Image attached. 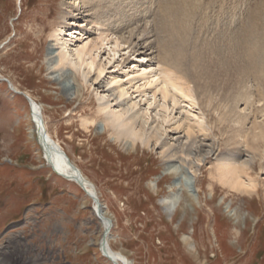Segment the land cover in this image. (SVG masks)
Segmentation results:
<instances>
[{
    "label": "rangeland",
    "instance_id": "rangeland-1",
    "mask_svg": "<svg viewBox=\"0 0 264 264\" xmlns=\"http://www.w3.org/2000/svg\"><path fill=\"white\" fill-rule=\"evenodd\" d=\"M69 1L73 2L0 0V75L19 92L10 90L8 81L0 79L1 257L10 264H109L100 254L103 228L93 214V202L76 183L55 175L43 158L37 131L33 129L27 95L43 108L47 131L52 139L60 144L81 174L95 185L104 214L113 224L109 244L130 264H264V143L258 140L256 144L252 139V133H256L252 132V124L263 122L261 115L256 114L258 104L251 107L252 114L246 116L244 111L241 115H246L242 119L239 114L245 107L243 101L236 103L229 93L231 90L224 88L222 83L213 88L218 84L206 77L203 84L198 78L203 76V69L209 70L214 66L202 68L198 64L195 69H181L182 78L190 81L194 101L180 100L181 103L172 111V119L181 122L180 118L184 120L186 115L183 113L189 109L192 114L201 115L208 126L207 146L199 150L202 157L193 160L197 189L189 192L184 189L182 195L184 209L194 215L185 222L181 218L184 213L173 217L172 213L166 214L160 204L161 196L167 194V185L181 182V178L175 179L166 172L169 165H164L159 143L148 150L139 149L136 157L127 158L124 151L111 145V139L102 130L84 131L80 120L96 115L98 98L106 94L103 93L105 88L97 89L93 85L79 92L78 87V91L67 96L48 71L46 50L54 43L51 35L61 26L62 14L71 12ZM82 1L89 4L99 1L98 6L101 7L92 19L105 15L101 18L105 26L97 30L91 18H86L85 9H81L80 15L69 21L65 28L75 31L71 39L75 46L92 44L102 32L105 37L106 29L113 24L114 6L124 0ZM145 1L136 0L135 10L141 13L145 8L151 9L149 15L143 21L144 17L139 14V23L129 22L130 27L126 26L129 18H124L129 16L128 9L125 10L124 5L117 9L120 10L118 21H124L116 34L118 38L127 41L128 32L134 28L139 30L147 21H150L147 27L151 29L152 26L155 33V3L152 0L154 5L151 8L152 1L147 0L148 4ZM110 2L114 4L111 7ZM141 3H145L143 7ZM160 39L161 35L157 33L149 40L153 42V49L145 48L134 55L118 52L107 66L103 79L107 82L118 78L125 85L131 80L137 88L147 78L150 79L152 73L145 70L149 66L157 71L158 76L154 75L160 79L159 55L155 48ZM107 54L108 51L104 52L101 60ZM147 59L151 61L147 62ZM208 60L207 57L202 59L206 63L210 62ZM211 70L217 72V69ZM72 72H68L69 76L79 81ZM204 85L209 90L204 89ZM246 85L247 89L252 87L254 93L253 83L247 82ZM139 90L148 93L149 97L154 92L153 86ZM203 90H208V93H203ZM238 91L241 92L240 89ZM153 119L157 120L154 116ZM173 121L166 125L164 136L170 143L185 133L184 127L176 130L177 123L175 125ZM209 145H212L215 156H230L236 151L242 154L246 147L263 156L261 168L257 159L253 169L248 171L251 180L256 182L257 193L242 196L219 184L215 171L217 162L215 156L208 152ZM244 154L239 160L246 159ZM170 165L177 166L178 163ZM186 197L194 200V206ZM196 198H199L198 203H195ZM236 212H240L239 224L233 217ZM194 222L196 224L192 226ZM235 227L237 235L233 233ZM186 237L193 244L190 248H197L196 256L187 253V247L182 244ZM185 253L190 257L187 258Z\"/></svg>",
    "mask_w": 264,
    "mask_h": 264
},
{
    "label": "bare ground",
    "instance_id": "bare-ground-1",
    "mask_svg": "<svg viewBox=\"0 0 264 264\" xmlns=\"http://www.w3.org/2000/svg\"><path fill=\"white\" fill-rule=\"evenodd\" d=\"M135 1L124 0L120 5L114 6V9L112 8L114 20L111 27L110 25L108 28L106 27L107 33H105L107 35L105 37H103L104 34L102 32L101 36L96 41L94 40L95 42L92 44L84 43L78 46H75L71 40L75 31L73 29H65L69 26L68 22L79 16L81 9H85L86 18H91V23L98 30L104 28L105 25L101 18L106 16L102 17L100 15L96 19H92V15L95 16L97 10H99V1L94 4H89L90 2L82 0L80 2L77 0L69 1L68 3L70 4L68 5L71 7V12L62 14L63 22L61 26L54 30L51 35L54 43L50 44L46 50L48 71L61 87L62 93L67 96L72 92L78 91V87L80 89L79 92L83 88L88 90V86L91 87L93 85H96L97 89L105 88L103 93L106 94L98 98V108L96 113H94L96 115L94 117H82L80 120V126L84 131H90L93 128L102 130L111 139L113 144H110L124 151V156L127 158H133L139 149L148 150L153 144L157 145L159 143L164 165H169L165 169L166 172L173 175L175 179H177L176 177H178V180L181 178V182H172L167 185L168 192L165 196H161L160 204L166 214L172 213V217L184 213L181 218H184L186 222L194 214L186 212V206L183 207L185 204H182V195H184V189L187 192L193 188L197 189L195 187L196 176L195 170H193V167L195 168L193 160L201 158L199 150L207 146L205 142L208 126L206 121H204L205 119L200 117L201 115L192 114L190 109L183 113L186 115H184V120L180 118L181 122H174V119H172V111L181 103L180 100L186 101L188 99L187 101H194L193 92L189 86L190 81L188 78L186 79L189 82L182 78L181 69L185 68L186 70L190 67L195 69L198 64L202 68H207L209 65L214 66L209 70L203 69L201 71L203 76L198 78L203 84H205L204 77L218 84L213 88H218L219 84L222 83L224 88L231 90L229 93H231L236 103L239 104L240 101H243L245 107L239 114L242 119H245L244 116L246 114H241L244 111L247 113L246 116L252 114L251 107H255L257 103L258 105L255 107L256 114L261 115L263 122L262 124L260 122L252 124V132L257 133H252V139L256 144L258 140L264 143V0H154L156 10L153 19L156 23L155 33L152 26L151 29L147 27L150 22L147 21L146 24H142L139 30L134 28V30H137L136 32L131 29L128 32L126 41L116 35L124 22L121 21L122 19L118 21L117 16L120 10L117 9L123 5L125 10L128 9L126 12L129 13V16L124 17L129 18L126 21L127 27H130L129 22L132 21L138 24L137 17H144L142 20L145 21L147 14L151 10L145 8L139 13L138 10H135ZM112 2L109 3L110 7L114 5ZM145 3H147V0ZM145 3H141V6L143 7ZM154 3L153 1L150 3L151 8H153ZM139 14L140 16H138ZM157 33L161 35V39L158 41L157 47H155L158 49L159 55L160 79L156 77L158 76L156 74L157 71L151 69L150 66L148 69L145 67V70L153 75L150 74V79L147 78V81L145 80L146 82L137 88H134L131 80L125 85L118 78H112L107 82L103 79L107 66L115 59L118 52L124 51L126 54L134 55L139 51L142 52L145 48H148L147 50L153 49V42H149V40L154 35L157 36ZM68 37H70L69 40L67 39ZM106 51H108L107 57L101 60V56ZM185 55H188V60ZM206 57L209 58V63L202 61ZM150 61L151 59H147V62ZM66 69L75 72L79 81H75L73 76H69V71L67 72ZM211 69H217V72ZM73 72L72 74H74ZM0 79L7 80L1 75ZM70 79H72V82ZM7 81L10 85V90L19 93L18 89L9 80ZM247 82H251L255 86L254 93L251 90L252 87H248L249 91L247 85L245 86ZM147 86H153L154 88V92L152 91L153 93L150 97L148 93L139 90ZM209 86L211 87L210 84ZM205 88L208 89L206 85H204ZM242 88L246 90L244 91ZM239 89L241 92L238 91ZM208 90H205V92L203 90V93L207 94ZM135 93L139 94L135 96ZM157 96H159V99H157ZM255 97H257L256 102ZM26 99L32 111L33 124L35 126L33 129L37 131L39 136L44 158L47 161L50 160L47 166L55 175L66 181L76 183L74 180L67 178L69 176L67 161L70 164L72 162L60 144L49 135L43 117V108L27 95ZM191 104L193 106V103ZM143 105L147 107L142 108ZM152 107L155 109L153 116L157 120L153 119ZM156 108H159V110H156ZM181 111L183 112V110ZM99 118H101L100 123ZM172 121L173 124L177 123V125L175 124L176 130L184 127L185 133L182 138L177 137L173 143H170L165 140L164 136L167 129L166 125H169ZM208 147L209 154L214 155L212 145ZM59 151H62L64 156ZM244 152L246 159L241 161L239 159H241L240 157L243 156ZM244 152L241 154V152L236 151L234 155L230 156L214 155L217 162L215 167L216 178L219 184L228 188V190L242 196H252L256 192V182L253 179L251 180L248 171L253 169L252 166L257 159V164L261 168L263 156L259 155L254 149L252 151L250 148L249 151L247 147ZM66 159L67 161H65ZM172 162H177L178 165H170ZM83 178L86 181V190H83L78 183L76 184L93 202V214L103 228L101 236L105 233L104 231L108 230L102 242V248L107 253V256L100 251L101 256L109 264H130L125 256L111 248L109 241L113 228L112 221L104 214L95 185L84 176ZM94 192L98 202H95L93 197H91ZM186 200L194 206L193 199L186 197ZM198 201L199 198H196L195 203H198ZM98 212H100L103 219L97 217ZM239 213L233 214V217L235 216L234 220L238 224ZM195 224V222L192 223V226H195ZM236 227L233 233L237 235ZM240 233H238V237L241 239ZM182 244L187 247L189 251H186L187 253H190L191 256L194 254L196 256L197 248H194V250L190 248L193 244L189 238H183ZM99 247L101 248V243ZM1 255L0 253V264H10ZM197 257H195L196 260Z\"/></svg>",
    "mask_w": 264,
    "mask_h": 264
},
{
    "label": "water",
    "instance_id": "water-1",
    "mask_svg": "<svg viewBox=\"0 0 264 264\" xmlns=\"http://www.w3.org/2000/svg\"><path fill=\"white\" fill-rule=\"evenodd\" d=\"M38 138V142H39V145H40V147H41V149H42V146H41V143H40V141H39V136L37 137ZM42 139L44 140V137L42 136ZM60 152V154L62 155V156H64V153L62 152V151H59ZM43 158H44V156H43ZM45 159V158H44ZM46 161V163L47 164H49V161L50 160H45ZM65 161H67V159L65 160ZM67 164H68V167H69V176H67V178H69V179H72V180H74L76 183H78L79 184V186H81V188H83V190H86V188H87V186H85V183H86V181H85V179L83 178V176H82V174L80 173V171L74 166V165H72V164H70L68 161H67ZM92 189H94L92 186H90ZM91 196V195H90ZM91 197H93V200L95 201V202H98V199H97V197L95 196V192H94V195H92ZM97 217L99 218V219H103L102 218V216L100 215V212H98L97 213ZM105 233H103V235H102V238H101V248H100V251H101V253L102 254H104L105 256H107V253L105 252V250L102 248V242L104 241V239H105V237H106V235H107V233H108V230L107 231H104Z\"/></svg>",
    "mask_w": 264,
    "mask_h": 264
}]
</instances>
